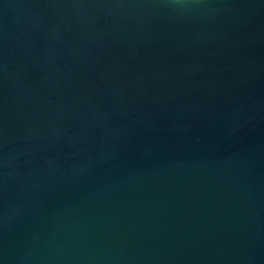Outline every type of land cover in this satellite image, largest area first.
I'll return each instance as SVG.
<instances>
[{"label":"water","instance_id":"water-1","mask_svg":"<svg viewBox=\"0 0 264 264\" xmlns=\"http://www.w3.org/2000/svg\"><path fill=\"white\" fill-rule=\"evenodd\" d=\"M0 264H264V0H0Z\"/></svg>","mask_w":264,"mask_h":264}]
</instances>
